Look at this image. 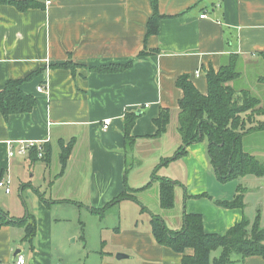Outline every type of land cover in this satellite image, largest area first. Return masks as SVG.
I'll list each match as a JSON object with an SVG mask.
<instances>
[{"label": "crops", "instance_id": "0c3cea01", "mask_svg": "<svg viewBox=\"0 0 264 264\" xmlns=\"http://www.w3.org/2000/svg\"><path fill=\"white\" fill-rule=\"evenodd\" d=\"M157 1L159 14L165 17L159 21V32L151 36L147 32L154 13L151 0H51L45 9L28 11L0 4V90L9 79L35 73L21 88L37 97L32 112L9 117L0 112V180L9 182L12 174L35 170L38 161L49 167L52 162V156L33 160L29 153L11 158L7 140L43 141L51 151L55 145L60 150L61 141L75 144L64 172L59 166L50 180L53 185L70 184L58 187L56 193L51 189L50 200L35 192L33 204L24 207L0 194L4 212L19 219L30 213L37 219L33 247L23 240V226L0 227L4 264H15L17 249L26 264H183L181 253L155 238L150 226V215L155 213L172 229L183 227L185 212L202 214L207 233L224 234L243 220L258 219L264 227V175L221 181L211 164L207 139L190 144L184 157L158 170L159 176L177 183L172 209L160 207L159 181L140 193L150 198L149 192H154L152 202L162 211L154 212L140 201L146 207L143 211L140 203L129 199L104 209L125 191L128 165V185L143 187L155 165L172 157L181 145L177 127L184 91L177 80L182 75H189L194 86L207 94L206 73L211 68L219 71L231 55H237L241 76L229 85L239 92L250 90L264 106V84L258 81L264 74V0ZM144 49L151 54L139 55ZM67 61L74 67L61 66ZM130 62L122 72L96 69ZM250 71L251 85H240ZM40 85L46 91H38ZM163 108L171 110V123L165 134L154 136L153 119ZM128 112L139 113L129 154L124 137ZM260 117L264 116L256 118L263 120ZM83 146L86 160L76 164L79 170L72 161ZM238 194L244 195L242 207L218 203L230 202ZM112 212L117 213L114 218ZM192 253L186 249L185 254ZM231 264H264V257L248 256Z\"/></svg>", "mask_w": 264, "mask_h": 264}, {"label": "trees", "instance_id": "16d2710c", "mask_svg": "<svg viewBox=\"0 0 264 264\" xmlns=\"http://www.w3.org/2000/svg\"><path fill=\"white\" fill-rule=\"evenodd\" d=\"M51 0H0V4H10L16 6L20 11H28L30 8L45 9L46 2ZM154 13L148 22V36L158 33L159 21L164 18L159 14L158 1L151 0ZM151 54L142 50L139 55ZM264 58V52L261 53ZM238 57L231 55L226 65L221 66L219 71L211 68L206 75L208 80V93L203 94L190 81L189 75H182L177 80L178 87L184 91V97L180 101L178 111L177 131L182 138V143L176 153L169 158L161 160L155 165L150 182L140 188H133L128 185L127 174L130 166L126 170L125 191L121 192L110 205L133 200L140 203L137 194L142 190L150 189L154 182L159 181V201L160 207L170 210L175 206V186L176 181L157 174L158 170L169 161L184 157L187 147L190 144L198 143L207 139L209 157L211 164L216 171L218 179L223 182L229 181L246 174L256 176L264 175V164L253 154L242 147L243 136L245 133L263 129L264 120H258L257 116H264V106L260 98L254 96L250 90L243 89L241 92L234 89L229 82L241 76L238 71ZM133 62L115 66L98 67V71L122 72L130 67ZM68 68L74 67L71 61L61 64ZM31 75L24 78L9 79L3 89L0 90V112L9 117L12 114L32 112L37 104V97L22 90L21 85L32 78ZM259 83L264 84V74L258 79ZM139 113L128 112L125 115V149L127 154L132 153L136 137L133 136L132 129L136 124ZM172 112L169 108L161 109L159 116L153 121L157 126L154 136H161L168 131L171 123ZM67 143V144H65ZM74 140L61 141V168L62 173L66 169L67 161L71 155ZM33 160L39 159L37 149L30 152ZM44 158L49 160L51 157V147L45 145ZM243 194H238L230 202H218L225 207H242ZM143 211L146 210L141 203ZM104 209L92 208L93 212L103 213ZM6 224H16L26 229L23 238L33 247V239L36 236L37 219L34 214L15 218L8 212L0 208V227ZM150 226L155 238L163 245L174 249L183 255V264H231L236 259H245L248 256L264 257V227L256 219L253 223L243 220L232 226L224 234L207 233L203 224L202 214L185 212L183 217V227L180 229L169 228L165 224L160 214L150 215ZM191 248L192 254H185L186 249ZM220 249V255L212 257V252Z\"/></svg>", "mask_w": 264, "mask_h": 264}, {"label": "rangeland", "instance_id": "374dc122", "mask_svg": "<svg viewBox=\"0 0 264 264\" xmlns=\"http://www.w3.org/2000/svg\"><path fill=\"white\" fill-rule=\"evenodd\" d=\"M259 72V71H258ZM254 72L250 71L246 77L242 78L239 82L243 85H251L253 81V74ZM262 102L264 103V99H262ZM264 120V117H260ZM245 142V144H244ZM67 144V143H65ZM75 145V144H74ZM73 145V147H74ZM72 147V149H73ZM243 149L246 151L248 150L249 153L253 154L261 163L264 164V132H251L247 133V135L244 136L243 143H242ZM60 148V147H59ZM56 150H59L57 145H55V148L53 151H51L52 156V162H51V168L49 165L43 163L42 161H38L35 167V170H29L26 171L23 174H12L10 182L11 187V193L6 194L5 189L0 188V194L3 195V200H6V198H9L11 202H19L26 206H30V203L33 204V198L35 197V194H46V198L50 200V192L51 189H55V193L58 187L63 188L67 183L70 184L68 181L66 183L58 181L56 185H53L50 183V180L55 178V173L59 170L60 164V152L61 148L59 150V153H56ZM78 159L75 157L72 161V167L76 168L77 165L83 164L86 160V153H85V146L81 147L78 152ZM78 163V164H77ZM77 164V165H76ZM79 169V168H76ZM80 170V169H79ZM78 170V172H79ZM52 174V175H51ZM52 176V177H51ZM57 176V175H56ZM73 177V175H70L69 178ZM60 189V188H58ZM3 191V192H2ZM36 192V193H35ZM154 192L150 191L149 196L150 198H146L145 194H137L138 200L143 201V203L147 202V204L150 206V208L155 211H162L157 206V203H153V197ZM146 198V199H145ZM146 204V203H145ZM117 211V210H115ZM164 212V211H163ZM113 218L117 215L116 212H112ZM95 219V218H94ZM93 222L89 221L88 227H92ZM95 226V223H94ZM220 249H217L216 251L212 252V257H215L219 255Z\"/></svg>", "mask_w": 264, "mask_h": 264}, {"label": "built area", "instance_id": "2783aa9c", "mask_svg": "<svg viewBox=\"0 0 264 264\" xmlns=\"http://www.w3.org/2000/svg\"><path fill=\"white\" fill-rule=\"evenodd\" d=\"M202 17H206V15L203 14ZM200 72L201 71L198 69L196 71V74L198 75V74H200ZM38 91H40V92L46 91V86H43V85L38 86ZM104 122H105L104 128L108 129V126L110 124V120L109 119L104 120ZM6 143L8 146L7 154L11 158H13L15 156H19V155L26 156L34 148L37 149V154H38L39 158H44V156H45L44 149H45L46 143L43 141H37V140L26 141V140L20 139L19 141L7 140ZM0 188L5 189L7 193H9L11 191V187H10L9 182L4 178H2V180H0ZM16 257H17V261L15 262V264H26L27 259H25L23 254H18ZM0 264H4L1 259H0Z\"/></svg>", "mask_w": 264, "mask_h": 264}, {"label": "water", "instance_id": "95a60500", "mask_svg": "<svg viewBox=\"0 0 264 264\" xmlns=\"http://www.w3.org/2000/svg\"><path fill=\"white\" fill-rule=\"evenodd\" d=\"M22 252L21 249H17L15 252H14V256H17L18 254H20ZM118 258H121L122 256H124L123 254H117Z\"/></svg>", "mask_w": 264, "mask_h": 264}]
</instances>
